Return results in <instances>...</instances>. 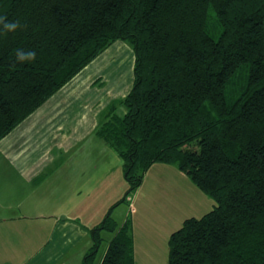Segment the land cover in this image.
Masks as SVG:
<instances>
[{"label":"trees","instance_id":"trees-1","mask_svg":"<svg viewBox=\"0 0 264 264\" xmlns=\"http://www.w3.org/2000/svg\"><path fill=\"white\" fill-rule=\"evenodd\" d=\"M0 20V141L126 42L132 88L95 136L122 160L128 194L175 164L215 202L170 235L166 264H264V0H0ZM129 223L107 214L90 229L83 264L105 232L100 264H135Z\"/></svg>","mask_w":264,"mask_h":264},{"label":"crops","instance_id":"crops-1","mask_svg":"<svg viewBox=\"0 0 264 264\" xmlns=\"http://www.w3.org/2000/svg\"><path fill=\"white\" fill-rule=\"evenodd\" d=\"M98 77L88 65L0 141V264H83L92 245L79 243L103 214L82 218L103 180L83 169L90 155L73 152L94 136Z\"/></svg>","mask_w":264,"mask_h":264},{"label":"rangeland","instance_id":"rangeland-1","mask_svg":"<svg viewBox=\"0 0 264 264\" xmlns=\"http://www.w3.org/2000/svg\"><path fill=\"white\" fill-rule=\"evenodd\" d=\"M96 59L89 64V69H95L96 74L99 75V84L102 87H97L96 83L93 92L101 89L98 98L102 107H98L96 102L92 106L97 121L92 131L94 136L86 139V142L83 141L80 146L77 145L78 148L75 147L73 153L90 155L91 159L85 162L86 166L83 169L98 178L94 179V182L103 180V191L91 195L94 205L92 213L80 218L85 224L86 216L89 219L95 218L96 214L102 212L103 218L110 214V218L118 226L128 219L132 229L135 264H166L170 235L178 230L185 220L200 218L211 211L215 202L210 196L197 189L175 164L153 165L143 176L141 185L128 194L129 185L124 179L122 160L111 148L99 142L102 140L95 136V130L98 127L100 114L107 111L109 104L114 101L120 102L130 92L134 79V53L130 44L116 42ZM118 111L122 113L123 109L119 107ZM88 141L94 143L90 144ZM95 141L99 142L98 146L95 145L97 143ZM72 162L74 171L78 169L81 172L82 165L79 160L72 159ZM111 237V233L101 234L102 242L93 264H100ZM86 244L92 245L90 235L80 241L78 248Z\"/></svg>","mask_w":264,"mask_h":264},{"label":"clouds","instance_id":"clouds-1","mask_svg":"<svg viewBox=\"0 0 264 264\" xmlns=\"http://www.w3.org/2000/svg\"><path fill=\"white\" fill-rule=\"evenodd\" d=\"M2 22V20H0ZM19 27L18 22H9L4 24V28L7 29L8 31H14ZM35 54L34 53H29L30 57H33Z\"/></svg>","mask_w":264,"mask_h":264}]
</instances>
